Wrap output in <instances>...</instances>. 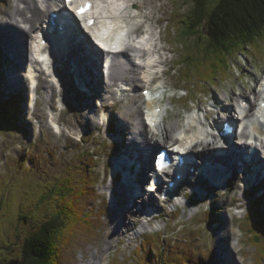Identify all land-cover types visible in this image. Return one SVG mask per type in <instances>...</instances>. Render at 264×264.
Returning <instances> with one entry per match:
<instances>
[{
	"label": "rangeland",
	"instance_id": "1",
	"mask_svg": "<svg viewBox=\"0 0 264 264\" xmlns=\"http://www.w3.org/2000/svg\"><path fill=\"white\" fill-rule=\"evenodd\" d=\"M138 1L148 3L147 8L143 7L141 11L146 13L152 9L155 18L162 19L156 28V34L158 36L161 30L160 45L169 47L167 51L161 50L158 56L155 55L161 61L156 68L158 76L167 84V88L162 89L167 91L164 102L168 109L163 126L165 130L161 135L153 136L152 142L159 138L156 147L168 145L181 130L185 117L195 109H211L214 111L211 118L222 117L227 116L223 101L229 106L233 104L237 110L239 96L251 97L256 101L251 92L256 86L257 78L264 76V37L259 39L260 43L255 51L248 47L246 50L241 49L244 53L234 54L228 72H225L221 60L214 61L218 70L212 68L210 63V68L204 66L200 73L207 72L210 75L203 81L202 76L199 77L200 74L193 71L195 62L178 64L192 55L188 52L189 48L198 50L202 43L190 38L183 45L178 39L184 23L181 21L187 19L191 4L187 0ZM216 1L218 0H209L208 4L213 5ZM13 2L15 3L14 0H0V21L7 18V11L12 9ZM116 7L119 8V5ZM134 7L125 9L124 13H135ZM55 8L58 6L53 9ZM41 10L43 14L40 22L50 11ZM199 35H204V30ZM31 37L29 34L27 39L30 41ZM28 40L29 48L31 42L28 43ZM5 41L0 25V100L6 101L3 106L0 103V240L3 241V244L0 241V264H15L14 260L23 252L27 235L33 232L37 223L43 221L46 214L54 212V217H59L56 205L66 202L65 198H56L61 187H66L67 191L79 198L68 199L71 206L62 207L71 220L67 221L66 213L64 219L67 229L60 249L56 250L54 264H88L95 253L101 254L109 241L113 243L112 248L105 251L107 254L104 253L102 264H264V196L246 192L241 181L238 189H235L236 184H229L227 187H218L217 190L212 187L210 191L204 186H196L198 178L188 179L183 188L173 193L172 198L166 202L157 193L152 195L153 202L156 198L160 201L154 202L159 207L152 210L153 213H147V206L150 204H146L144 213L138 212L142 205V201H138L136 211L126 218V223L130 226L136 223V228L125 232L120 238V233L114 228L109 207L111 187L116 188L114 183L111 185L115 176L114 167L117 166L114 155L115 150L120 154L124 153L121 149L124 135H127L128 140L137 136L120 115L129 106L130 98L140 95L144 102L142 90L145 89L146 82L127 90L124 88L127 86L118 78L120 81L116 90L121 99L116 102L108 95L105 100L103 96L108 93L105 94L102 87L94 89L96 84L93 86V93L101 95L93 96L92 92L88 94L82 86L80 75L72 67L64 66V59L61 58V61L56 59L59 64L57 68L64 74L65 80H56L54 86L51 77L48 80V77L45 79L40 75L38 89H32L26 77L28 61L17 64L12 53L5 48ZM198 42L200 45L196 44ZM198 56L203 58L200 54ZM164 57L168 58V65L162 63ZM13 65L16 71L22 73L25 84L13 83L9 75ZM162 69L168 70L169 74H161ZM71 70L73 82H68V72ZM139 72L138 69L135 74L138 79ZM82 73L86 77L85 69ZM187 75L190 79L186 80ZM124 93H129L130 96L126 98ZM220 99L223 101H218ZM105 108L112 112L109 124L101 123ZM146 111L147 103H144L135 122L142 118L144 120ZM222 120L221 118L220 121ZM135 145L139 146L138 143ZM194 151L204 154L203 149L197 148ZM69 175L74 178H69V182L65 183L68 181L65 177ZM58 180L57 187L54 188L56 192L48 202L47 197L46 203H41L43 192L49 188L47 192L50 191L52 183ZM189 185H192L190 189ZM79 187V193H76L74 189ZM263 192L264 190L261 191L262 194ZM234 204H241L242 208H237ZM80 207L86 208H82L78 215L77 209ZM83 212L86 213L84 218L92 217V222L81 221ZM250 212L260 219L259 243L252 240L245 228L244 232L240 228H243L245 216ZM24 214H27L26 220H23ZM152 214L156 215L155 219L144 228L143 224H147V217ZM75 220L79 222H73ZM74 223L76 225L71 228ZM146 231L147 234H143ZM151 231L158 232L151 234ZM222 234L227 235L230 240L225 242ZM149 235H157L153 246L149 245L152 242L148 244L145 240H148ZM162 243L165 244L164 250H161ZM231 253L235 258L229 256Z\"/></svg>",
	"mask_w": 264,
	"mask_h": 264
},
{
	"label": "bare ground",
	"instance_id": "2",
	"mask_svg": "<svg viewBox=\"0 0 264 264\" xmlns=\"http://www.w3.org/2000/svg\"><path fill=\"white\" fill-rule=\"evenodd\" d=\"M14 1L15 3L13 2L12 9L7 11V18L0 21V25L2 26V34L6 40L4 43L5 48L12 53L13 60H15L17 64H23L26 60L28 61L26 73L28 78L34 83H36L35 74H38V71H40V74H46L44 75L45 79L47 77L48 80L50 77L55 78L54 73H49L42 68L41 63L34 58V52H32V55H29L27 38H29V34L32 35L33 39L38 37L36 34L42 31V24L45 22L43 21L44 18L51 15L52 12H58L60 15L62 14V11L71 13H73V11L68 7L66 9V6L63 7V5L60 4V1L57 2V0ZM96 2V14L99 18L98 21L92 27L87 25L85 27L83 24L79 23L77 16L74 14L76 18H73L72 20L75 22V24L68 32V35L72 37L67 38L69 45L62 48V50H59L53 55L55 61L56 59L61 61V58H63V65L66 67H72V69L80 75L82 86L86 88L88 94L92 92V95L98 94L100 96V93H93V86L96 84L94 89L102 87L105 94L108 93L107 95L103 96V99L105 100L107 99L108 95H110V97L116 102L121 99V97L117 95L116 90V86L119 85L120 80L125 85H129L133 88L137 87L139 84L141 85V82L143 81L148 82L149 85L147 88L151 89L152 86V88L159 91V95H157L158 99L156 100L155 104L149 103L148 107L152 110V113H155L156 108H158V110L160 108V115L163 117L162 120L157 121L155 126L153 125L156 121V117L152 113L148 115L149 121L147 118H144L143 120L141 117L142 120L135 122L134 119L137 118L138 111H141L143 104L146 102V100L142 102L140 95L130 98L129 106L127 107L126 111L120 115L129 129L135 131L137 135L135 138L132 137L131 140H128L127 135H124V138L122 139L123 148H121L124 153L120 154V152L115 150L116 154L114 155L118 164L116 163L117 166L114 167L115 176L112 178L111 185L114 183L116 188L111 187L112 199L110 200L109 207L110 212L113 215L114 228L120 233V238H122L125 232H129L133 228H136V223H132L130 226L126 223V218L127 215H131V213L136 211L135 205L138 206V201H142V205H140L139 210H137L141 213H144L146 204H150L147 206V209L151 210V213H153L152 210H156L159 207V204H155L154 202L157 201L160 203L157 198L153 202V192L146 191L144 182L149 179L148 173L153 168V163L151 160L152 150L154 147H156L155 144H159V142H157L159 138L156 139V142H152L153 136L161 135L163 130H165L163 129V126L164 121L166 120L165 116L168 112V109L165 106L164 100L167 96V91L162 88H167V84L164 79H161V76H158V70L157 73H155L154 78V80L158 79L157 82H154L153 85H150L149 79L152 78L153 75L151 74L156 72V67H158L161 63L158 58H155V55L158 56L159 51L161 50L167 51L169 47L160 45V42L162 41L161 30H159L158 36L156 34V28L158 24L161 23L162 19H156L154 10L150 8L149 12L144 13L141 11V8H147L148 6V3L145 1L96 0ZM117 5H119V8L116 7ZM133 5L135 6V13H124L125 9H132ZM55 6H58V8L53 9ZM41 9L50 11L47 12L40 22L43 14ZM138 18L141 19L136 22L133 21ZM145 36L148 37L147 40ZM129 37H133V41L144 43L146 40V42L142 47H137L132 43L126 44L125 39ZM98 42L101 44L108 42L107 44L111 45V47H107L108 49L104 50L98 44ZM114 44L122 45L124 49L115 52L114 48H112ZM32 46L33 48L35 47L34 45ZM169 51L172 52L171 50ZM60 55H62V57ZM104 55H106V59H104L105 63H108L109 60H112V64L108 68L105 66L103 68V63L101 62L104 58ZM36 56H40V54L36 53ZM155 61L156 64L153 63ZM167 62L168 58L164 57L162 63L167 64ZM170 64H173V62ZM84 68L86 77L82 73ZM138 69L140 70L139 79L135 75ZM10 70L11 74L9 75L14 84L26 83L21 77L22 73L20 74L18 71H16L15 65L11 66ZM73 70L68 72L70 76V78L67 79L68 82H73L71 79L73 78ZM105 73L107 75H105ZM143 73H146L148 76H150L143 77ZM58 74H60L62 80H65L64 74H62L61 71H58ZM164 74L168 75L169 71L164 70L163 75ZM118 78L121 79L117 80ZM259 79L260 78H257V81H259ZM51 83L56 86L55 81H52ZM124 94L127 96L126 98L130 96L129 93ZM251 94L255 95L256 101H259V104L256 103L255 100L251 99V97L245 98L244 96H239L237 100L239 104L237 107H241V105L243 106V113H240L239 115H235V113L237 114V109L233 104L229 106V104L227 105L225 101L221 99L218 100L224 102L223 109L230 110L229 120L233 122H237L238 120L241 122V126L244 125L241 128V132H239L240 140L238 143H235V140L232 139V136H229L226 139L228 143L221 144L218 141V138L211 132V128H214L219 124L221 116H214L211 118L212 113L214 112L211 111V109H195L185 117L184 120L186 121L182 125L181 130L176 135V137L171 139L172 141L168 143V147H172L174 150L183 152V154L187 155L194 151L193 149L201 146L204 150V154H199L201 156L200 162L210 161L212 165H215L219 170L227 172L230 176L228 179L229 183L233 185L236 184L235 189L240 188V181H243L241 175H249L252 173V168H258L259 170L264 171V121L261 118H254L255 107L264 101V91L254 88ZM141 96L143 97L142 94ZM106 111L107 108H105V113H103L105 117L108 115V112L110 115H112L111 109L107 112ZM259 112L261 115H263L264 109H259ZM136 124L138 126H136ZM175 124L174 126H176ZM250 125H253V129H250ZM136 143H138L139 146L135 145ZM252 149L255 150L254 155L256 157H252L250 162L245 160L243 161L240 155L248 156L250 150ZM193 158L194 156L191 155L190 157H187V160H194ZM237 160H241L243 166H239L238 170L240 171L241 175L237 173ZM233 162L235 167L234 170H231L232 166L229 163ZM255 162H257L255 165L256 167L253 165ZM190 165L192 167L196 166V168H198L199 162L192 161ZM228 165L231 169L228 167ZM182 171L185 176V180H188L192 176L196 175L195 172L193 173L187 168ZM251 175L252 179H249L247 183L252 184L254 182L255 184H261L264 182L263 179L257 177L254 173ZM165 187L166 186L162 181L156 187L155 192H158L160 189H165ZM259 190L260 189H258L256 193L258 195H262L261 190ZM167 191L168 193H172L173 190L167 189ZM150 217L151 215L147 217V221L149 223L152 220ZM217 220L219 221V219ZM143 226L145 228L146 224L144 223ZM139 231H142V229H139ZM222 236V239H224L225 242L230 240L227 235L222 234ZM112 244L113 243L109 241L107 246L102 249L101 254L95 253L93 258L88 261V264H102L104 253L107 252L106 250L112 248ZM230 255H232L231 258H235L233 253L229 254V256ZM82 257L84 258L85 256L83 255Z\"/></svg>",
	"mask_w": 264,
	"mask_h": 264
},
{
	"label": "trees",
	"instance_id": "3",
	"mask_svg": "<svg viewBox=\"0 0 264 264\" xmlns=\"http://www.w3.org/2000/svg\"><path fill=\"white\" fill-rule=\"evenodd\" d=\"M208 2L209 0H187V3H190L191 7L189 14H187V19L184 18L181 21L184 23L181 25V35L178 38L183 45L190 38L202 42L200 43L201 45L199 42L197 43L200 45L199 48H197L198 50H196V48H189L188 52L192 55L178 64L187 65L190 61L195 62L194 65L197 69H195L193 65V71L200 74L199 77L202 76L203 81L206 79L207 75H210L207 72L200 73V71L204 70V66L210 68L208 65L210 63L212 68L218 70V65H216L214 61L221 60L226 70L225 72H228L229 64L234 54L237 52L244 53L241 49L244 48L246 50L248 47L255 51L257 44L260 43L259 39L264 37V0H218L214 2L213 5H209ZM201 30H204V35L202 36L199 35ZM198 54L203 58L201 59ZM187 79H190L188 75ZM13 112L12 110L11 113ZM65 178L68 179L65 183H68L69 178L73 179L74 177L73 175H69ZM58 182L59 180L52 183L50 191L47 192L49 188L43 192L41 203H46L47 197V202L50 200L51 195L56 192L54 188L57 187ZM79 189L80 187L75 188L74 191L79 193ZM84 192L85 190L83 193ZM58 196L61 199L65 198L66 201L65 203L56 205V207L59 208V211H57L59 217H54L56 213L51 212L42 218V222L39 224L37 223V227L33 228V232L27 235L23 252L14 260L15 264H54L56 261L57 257H54L55 253H57L56 250L60 249V243L67 229V222L66 219H64L67 211L62 207L71 206L70 202H67L68 199H75V197H77V199L79 198V196L73 195L71 191H67L66 187H61L59 189L56 198ZM82 208L86 207L78 208V215L81 210H83ZM68 215L67 213V221L71 220ZM85 215L86 213L83 212L82 217H80L81 221L84 223L92 222V217L84 218ZM22 217L23 220H26L27 214L22 215ZM244 221L243 231L245 228L252 240L259 243L258 230L260 231L261 229L260 219L250 212L247 214ZM73 222L77 223L79 220ZM76 223L72 224L71 228L74 227ZM248 227L250 231L247 230ZM156 236L157 235H149L148 240L147 238H145V240L148 244L152 242L149 245L153 246V243L157 241ZM256 242L254 243L257 244ZM161 246V250H164L165 244L162 243ZM140 252H142V250H140ZM152 253L151 251V254Z\"/></svg>",
	"mask_w": 264,
	"mask_h": 264
},
{
	"label": "snow or ice",
	"instance_id": "4",
	"mask_svg": "<svg viewBox=\"0 0 264 264\" xmlns=\"http://www.w3.org/2000/svg\"><path fill=\"white\" fill-rule=\"evenodd\" d=\"M91 9H92V4L88 2V3L83 4L80 8H78L77 13L78 15H85L87 12L91 11ZM95 23L96 21L92 19L88 21L89 26Z\"/></svg>",
	"mask_w": 264,
	"mask_h": 264
}]
</instances>
